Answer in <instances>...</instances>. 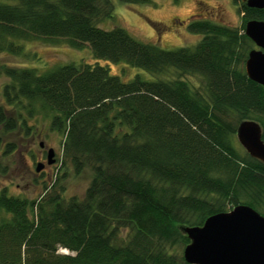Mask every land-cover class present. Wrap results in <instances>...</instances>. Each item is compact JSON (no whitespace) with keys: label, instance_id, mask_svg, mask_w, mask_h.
Instances as JSON below:
<instances>
[{"label":"trees","instance_id":"trees-1","mask_svg":"<svg viewBox=\"0 0 264 264\" xmlns=\"http://www.w3.org/2000/svg\"><path fill=\"white\" fill-rule=\"evenodd\" d=\"M232 1L240 27L190 18L202 38L176 49L101 27L112 0L0 1V54L37 57L25 43L42 42L95 60L42 73L0 63V156L17 149L10 134L35 135L33 120L62 136L61 171L41 196L0 190V264H190L186 227L238 205L264 215V163L237 140L248 119L264 140V86L245 70L256 48L245 25L264 21V8ZM121 62L152 79L112 74L108 63ZM69 168L93 173L83 197L66 195Z\"/></svg>","mask_w":264,"mask_h":264},{"label":"rangeland","instance_id":"rangeland-1","mask_svg":"<svg viewBox=\"0 0 264 264\" xmlns=\"http://www.w3.org/2000/svg\"><path fill=\"white\" fill-rule=\"evenodd\" d=\"M112 1L115 4L114 16L103 21L101 27L106 29L123 27L135 39L157 44L164 49L194 46L201 40L202 35L188 29L190 18L205 17L231 27H240L242 24V13L232 0H155L152 4ZM25 50L35 53L37 57L0 54V63L34 67L42 73L70 62H95L89 48L73 49L64 44L27 42ZM108 64L110 72L125 81L137 74L152 79V76L141 68L123 62ZM7 80L6 77H1L0 86ZM187 80L191 81L192 85L200 84L193 77H188ZM31 124L37 126V132L33 137L26 138L24 133L20 132L6 137L7 141L15 143L17 149L12 155L0 156V190L7 188L10 194L36 199L43 194L44 185L50 187L56 181L57 173L61 171L62 136L50 130L48 121L33 120ZM40 143L44 146L41 147ZM49 148H53L55 152V162L51 165L47 163ZM39 162L45 166L37 172L36 166ZM67 172L68 176L64 181L67 197H83L93 177L92 171L87 169L80 175H75L69 168ZM59 252L68 253L63 248H59Z\"/></svg>","mask_w":264,"mask_h":264},{"label":"water","instance_id":"water-1","mask_svg":"<svg viewBox=\"0 0 264 264\" xmlns=\"http://www.w3.org/2000/svg\"><path fill=\"white\" fill-rule=\"evenodd\" d=\"M252 8H264V0H247ZM245 34L257 48L249 52L245 70L250 79L264 86V21L252 19ZM237 140L250 156L264 163L262 127L255 120H243L237 129ZM43 147L44 144L40 143ZM49 148L47 163L55 162ZM45 166L39 162L36 171ZM190 243L184 257L190 264H264V215L248 205L211 215L202 226L184 229Z\"/></svg>","mask_w":264,"mask_h":264}]
</instances>
